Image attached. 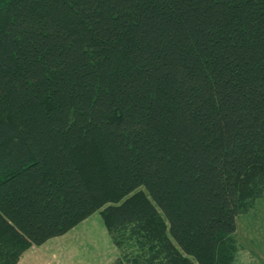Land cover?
I'll use <instances>...</instances> for the list:
<instances>
[{
  "label": "trees",
  "instance_id": "obj_1",
  "mask_svg": "<svg viewBox=\"0 0 264 264\" xmlns=\"http://www.w3.org/2000/svg\"><path fill=\"white\" fill-rule=\"evenodd\" d=\"M263 196L264 0H0V264L96 212L113 264H235Z\"/></svg>",
  "mask_w": 264,
  "mask_h": 264
},
{
  "label": "rangeland",
  "instance_id": "obj_2",
  "mask_svg": "<svg viewBox=\"0 0 264 264\" xmlns=\"http://www.w3.org/2000/svg\"><path fill=\"white\" fill-rule=\"evenodd\" d=\"M236 225L240 250L235 264H264V197L252 211L240 215ZM125 250L115 245L96 212L66 234L28 251L22 263L113 264Z\"/></svg>",
  "mask_w": 264,
  "mask_h": 264
},
{
  "label": "crops",
  "instance_id": "obj_3",
  "mask_svg": "<svg viewBox=\"0 0 264 264\" xmlns=\"http://www.w3.org/2000/svg\"><path fill=\"white\" fill-rule=\"evenodd\" d=\"M263 197H264V196H263ZM263 197H262V198H263ZM262 198H261V199H262ZM261 199H259V200H261ZM23 261H25V256L23 257V259H21V260L19 261L18 264H23V263H22Z\"/></svg>",
  "mask_w": 264,
  "mask_h": 264
}]
</instances>
